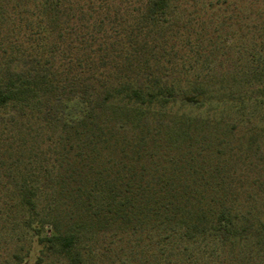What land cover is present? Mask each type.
I'll return each mask as SVG.
<instances>
[{
	"label": "trees",
	"instance_id": "obj_1",
	"mask_svg": "<svg viewBox=\"0 0 264 264\" xmlns=\"http://www.w3.org/2000/svg\"><path fill=\"white\" fill-rule=\"evenodd\" d=\"M191 21L0 0V264H264V22L218 66Z\"/></svg>",
	"mask_w": 264,
	"mask_h": 264
},
{
	"label": "rangeland",
	"instance_id": "obj_2",
	"mask_svg": "<svg viewBox=\"0 0 264 264\" xmlns=\"http://www.w3.org/2000/svg\"><path fill=\"white\" fill-rule=\"evenodd\" d=\"M180 4L190 12L191 28L195 32L199 31L201 44L210 52L205 60L211 61L213 65L220 66L228 56L233 59V50L222 55V47H231L223 44L224 36L231 35V31H238L245 34L244 42L248 43L255 34V26L264 22V0H180ZM236 46L233 45L234 48ZM6 249L8 251L11 246L3 251ZM36 253L35 248L27 260L29 264L35 263Z\"/></svg>",
	"mask_w": 264,
	"mask_h": 264
}]
</instances>
